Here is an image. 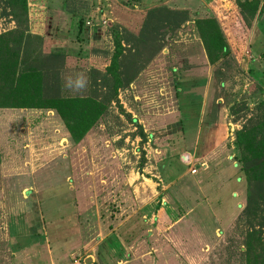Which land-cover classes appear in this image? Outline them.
<instances>
[{
  "label": "rangeland",
  "instance_id": "rangeland-1",
  "mask_svg": "<svg viewBox=\"0 0 264 264\" xmlns=\"http://www.w3.org/2000/svg\"><path fill=\"white\" fill-rule=\"evenodd\" d=\"M27 2L0 0V32L27 30L34 51L62 53L64 94L101 90L113 25L130 82L80 144L55 110L0 107V264H249L234 139L263 115L264 10L247 24L236 0ZM151 9L189 21L166 33L155 16L147 25ZM203 18L229 44L214 65Z\"/></svg>",
  "mask_w": 264,
  "mask_h": 264
},
{
  "label": "trees",
  "instance_id": "trees-1",
  "mask_svg": "<svg viewBox=\"0 0 264 264\" xmlns=\"http://www.w3.org/2000/svg\"><path fill=\"white\" fill-rule=\"evenodd\" d=\"M28 0H6L11 8L27 10ZM239 14L250 23L259 11V0H236ZM151 9L147 16V25L157 21L156 26L167 27L173 31V25L181 26L189 21L186 11H168ZM171 14L177 19H172ZM157 15V16H156ZM157 19V20H156ZM203 40L206 53L212 65L225 57L229 51L228 41L215 18H203L195 21ZM157 35L156 27L151 25ZM115 50L106 71L100 74L101 90L92 95H67L61 90L59 69L63 54L53 52L43 56L29 45L27 30L11 29L0 32V107L4 108H45L57 111L70 133L74 144H80L107 113L113 102L119 104L118 92L130 79L123 70L126 48L123 45V33L117 26L111 27ZM122 108V107H121ZM263 115L251 117L242 128L235 131V158L240 163L239 175L247 182L246 206L243 214L249 222L245 240L249 264H264V100L258 106ZM124 112V110L122 109ZM132 123H138L131 114H126ZM142 140L147 136L141 132ZM257 241V242H256Z\"/></svg>",
  "mask_w": 264,
  "mask_h": 264
},
{
  "label": "crops",
  "instance_id": "crops-1",
  "mask_svg": "<svg viewBox=\"0 0 264 264\" xmlns=\"http://www.w3.org/2000/svg\"><path fill=\"white\" fill-rule=\"evenodd\" d=\"M144 179H146V180H151L150 178H144ZM103 255V254H102ZM88 257H91V258H93V261H96L95 259H96V256L95 255H93V254H90ZM100 257V256H99ZM117 263L118 264H120V260H117Z\"/></svg>",
  "mask_w": 264,
  "mask_h": 264
},
{
  "label": "built area",
  "instance_id": "built-area-1",
  "mask_svg": "<svg viewBox=\"0 0 264 264\" xmlns=\"http://www.w3.org/2000/svg\"><path fill=\"white\" fill-rule=\"evenodd\" d=\"M193 172H196V170H194ZM73 264H84L81 259H74V263Z\"/></svg>",
  "mask_w": 264,
  "mask_h": 264
},
{
  "label": "clouds",
  "instance_id": "clouds-1",
  "mask_svg": "<svg viewBox=\"0 0 264 264\" xmlns=\"http://www.w3.org/2000/svg\"><path fill=\"white\" fill-rule=\"evenodd\" d=\"M77 83H78V85H79V84H81L82 82L78 80Z\"/></svg>",
  "mask_w": 264,
  "mask_h": 264
}]
</instances>
